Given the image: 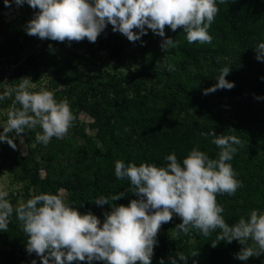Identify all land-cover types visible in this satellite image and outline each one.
Listing matches in <instances>:
<instances>
[{
    "label": "trees",
    "instance_id": "trees-1",
    "mask_svg": "<svg viewBox=\"0 0 264 264\" xmlns=\"http://www.w3.org/2000/svg\"><path fill=\"white\" fill-rule=\"evenodd\" d=\"M217 4L219 12L209 30L211 44H189L182 29L173 32L166 26V35L179 44L164 53L162 38L151 31L142 37L146 43L141 46L113 33L111 25L96 43L85 39L69 47L41 41L24 31L33 10L27 4L9 9L0 0V60L17 64L6 79L5 70L0 72V93L30 76V90L46 87L58 100L66 97L76 115L69 133L61 140L53 138L47 146L36 143L35 132L15 141L24 154L0 143V177L8 174L12 183L21 186L15 194L9 192L13 205L23 203L30 194L65 189L66 202L103 219L102 212L109 206L97 207L95 199L130 188L129 180L116 179L115 160L162 165L165 156L174 152L182 162L197 145L216 158L219 149L211 143L213 137L201 135L214 130L244 142L230 161L244 186L234 196L217 195L226 221L232 224L253 208L264 211V100L254 98L264 97V62L255 59L254 51L264 40V0H225L223 4L217 0ZM50 43L54 52L48 49ZM156 63L163 67H155ZM168 65L174 70L169 71ZM225 66H231L226 79L235 87L202 94L217 83ZM9 104V100L0 102V123L7 118ZM81 114L91 122L80 121ZM132 198L129 193L115 203L127 205ZM181 222L174 217L162 225L152 264L160 258L168 264L169 254L187 255L194 249L199 255L190 256L187 264L193 260L197 264H264V255L246 262L235 259L240 248L236 241L212 248L219 230L208 238L196 231L176 238L174 228ZM26 240L13 217L8 232H0V264H30L35 256L26 254Z\"/></svg>",
    "mask_w": 264,
    "mask_h": 264
},
{
    "label": "clouds",
    "instance_id": "clouds-1",
    "mask_svg": "<svg viewBox=\"0 0 264 264\" xmlns=\"http://www.w3.org/2000/svg\"><path fill=\"white\" fill-rule=\"evenodd\" d=\"M4 7L17 9L27 4L32 17L26 21L24 31L29 37L41 41L65 43L71 46L85 39L96 43L109 25L129 42L145 45L142 37L149 31L161 39L160 48L167 52L179 41L166 35V26L173 32L182 29L189 44H211L210 28L219 12L217 0H3ZM220 4L225 0H219ZM50 52L55 49L50 43ZM255 59L264 62V40L254 47ZM155 67H163L156 63ZM168 70L174 66L168 65ZM194 70V69H193ZM231 66H225L216 77L217 83L203 89L208 95L217 90H231L235 83L226 79ZM264 79V77H261ZM15 86L0 93V102L9 100L6 120L0 123V143L13 150L15 141L26 132H35V141L47 146L53 138L63 139L74 126L76 115L70 101L57 99L54 91L46 87L30 90V76L21 77ZM256 100L264 97L255 96ZM39 128L40 130H37ZM235 132L234 128H229ZM14 135H10L13 134ZM218 149L212 158L199 146H194L182 162L173 152L164 158L162 165L142 162L127 164L122 159L114 162L117 180H129L128 190L110 196H98L93 204L108 210L103 219L91 210L81 213L66 202L65 189L55 194H30L23 203L13 205L10 193L0 188V232H8L15 217L27 240L24 243L28 256H35L30 264H152L154 249L159 244L162 225L179 217L175 236H188L196 231L208 238L217 232L210 246L220 242L236 241L239 251L234 258L248 261L264 255V211L253 208L229 224L218 203L217 195L234 196L243 182L238 179L230 161L243 147L236 135H217L214 130L201 132ZM135 198L128 204L115 203L127 194ZM199 255L194 249L189 254H169L168 264H187L189 257ZM158 264H165L160 258ZM193 264H197L193 260Z\"/></svg>",
    "mask_w": 264,
    "mask_h": 264
},
{
    "label": "rangeland",
    "instance_id": "rangeland-1",
    "mask_svg": "<svg viewBox=\"0 0 264 264\" xmlns=\"http://www.w3.org/2000/svg\"><path fill=\"white\" fill-rule=\"evenodd\" d=\"M79 120L85 123L91 122L90 118H88L84 114H81L79 116ZM17 149L21 154L25 153V149L19 143L17 144ZM20 187L21 186L19 184L12 183L11 177L8 174H5L2 177H0V188H3L4 190H7L15 194L20 189Z\"/></svg>",
    "mask_w": 264,
    "mask_h": 264
},
{
    "label": "built area",
    "instance_id": "built-area-1",
    "mask_svg": "<svg viewBox=\"0 0 264 264\" xmlns=\"http://www.w3.org/2000/svg\"><path fill=\"white\" fill-rule=\"evenodd\" d=\"M24 59V58H23ZM22 59V60H23ZM21 60V61H22ZM20 61V62H21ZM19 62V63H20ZM17 67V64L16 63H14V62H12V61H10V62H4V61H2V60H0V72L4 69L5 70V75H4V78L6 79L9 75H10V73L15 69Z\"/></svg>",
    "mask_w": 264,
    "mask_h": 264
}]
</instances>
